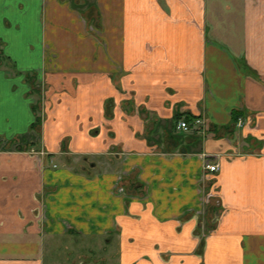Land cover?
<instances>
[{"label": "crops", "instance_id": "obj_1", "mask_svg": "<svg viewBox=\"0 0 264 264\" xmlns=\"http://www.w3.org/2000/svg\"><path fill=\"white\" fill-rule=\"evenodd\" d=\"M70 234L264 264V0H0V264Z\"/></svg>", "mask_w": 264, "mask_h": 264}, {"label": "rangeland", "instance_id": "obj_2", "mask_svg": "<svg viewBox=\"0 0 264 264\" xmlns=\"http://www.w3.org/2000/svg\"><path fill=\"white\" fill-rule=\"evenodd\" d=\"M116 237L113 243H108L101 238L70 234L66 237H58L56 248L52 247V242L47 239L46 264H111L108 255H117L118 252L116 245L118 236Z\"/></svg>", "mask_w": 264, "mask_h": 264}, {"label": "built area", "instance_id": "obj_3", "mask_svg": "<svg viewBox=\"0 0 264 264\" xmlns=\"http://www.w3.org/2000/svg\"><path fill=\"white\" fill-rule=\"evenodd\" d=\"M201 124H203V120L201 118H195L193 121H188L185 118H181V119H179V121L177 123V128L185 130V131H189V130H191L193 125H196V126L199 125L200 126ZM239 124H242L241 121L239 122ZM204 169L208 173H216L220 169V164L219 163L206 162Z\"/></svg>", "mask_w": 264, "mask_h": 264}, {"label": "trees", "instance_id": "obj_4", "mask_svg": "<svg viewBox=\"0 0 264 264\" xmlns=\"http://www.w3.org/2000/svg\"><path fill=\"white\" fill-rule=\"evenodd\" d=\"M34 107H35V110L37 111V110H39V106H38V104H35L34 105ZM181 118H185V119H187L188 121H193L196 117H194V116H192V115H190V114H182V116H181ZM180 118V119H181ZM41 116L40 115H37V117H36V121L33 123V128H35V127H37L40 123H41Z\"/></svg>", "mask_w": 264, "mask_h": 264}]
</instances>
